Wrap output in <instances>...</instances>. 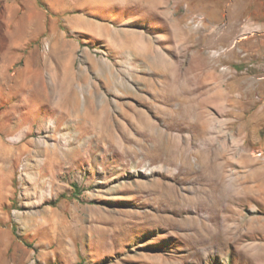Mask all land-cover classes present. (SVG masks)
Returning a JSON list of instances; mask_svg holds the SVG:
<instances>
[{
    "label": "rangeland",
    "instance_id": "obj_1",
    "mask_svg": "<svg viewBox=\"0 0 264 264\" xmlns=\"http://www.w3.org/2000/svg\"><path fill=\"white\" fill-rule=\"evenodd\" d=\"M0 148V264H264V0H0Z\"/></svg>",
    "mask_w": 264,
    "mask_h": 264
},
{
    "label": "bare ground",
    "instance_id": "obj_2",
    "mask_svg": "<svg viewBox=\"0 0 264 264\" xmlns=\"http://www.w3.org/2000/svg\"><path fill=\"white\" fill-rule=\"evenodd\" d=\"M219 56V55H218ZM218 59V57L216 58ZM192 74V73H191ZM176 75V74H175ZM179 75V74H178ZM181 75V74H180ZM189 75V74H188ZM187 75V76H188ZM201 75V74H200ZM194 76V75H193ZM186 77V76H185ZM185 77H182V78H185ZM198 77V76H197ZM187 79V78H186ZM190 79V78H189ZM188 79V80H189ZM196 79V78H195ZM191 81V80H190ZM193 81V80H192ZM191 81V83H192ZM197 81V80H196ZM190 83V82H189ZM115 84V83H114ZM123 84V83H122ZM202 88V87H201ZM48 89V88H47ZM127 89V88H126ZM205 89V88H204ZM202 91V89H201ZM54 92V91H53ZM52 92L50 91H47L44 92V93H41L39 98L42 99V98H45L46 100H49L50 99V96L52 95L51 94ZM66 93V92H65ZM196 93V92H195ZM55 94V92H54ZM175 94V93H174ZM193 94V93H191ZM55 96V95H54ZM54 96H53V99H54ZM58 96V95H57ZM56 96V98H57ZM74 96H71V95H68L66 94V97L65 99L61 102V104L63 105H66V109L65 111L63 112L64 113V116L66 117V120L68 122V127L71 129L73 127H81V128H84V132H87V133H90V132H93V131H96L98 136H102L104 142L106 141H109L111 142L113 140V138L115 137L116 139V136L112 135V124H110V122L108 121V112H107V109L105 107H102V108H99L97 109L96 108V105H95V99L94 97H84L83 99V108H79V103L77 101H74ZM43 99V100H45ZM99 101V100H98ZM101 101V100H100ZM53 102V101H52ZM55 102V101H54ZM58 103V102H57ZM100 103V102H99ZM104 104V103H102ZM107 106V105H106ZM123 106V105H122ZM194 106V105H193ZM178 109V108H177ZM12 117V116H11ZM8 118V117H7ZM58 118V116H57ZM129 118V116H128ZM62 119V118H61ZM111 119V118H110ZM132 119V118H131ZM172 119V118H171ZM58 121V120H57ZM132 121V120H131ZM134 121V120H133ZM132 121V123H133ZM139 122V121H138ZM138 124V123H137ZM139 125L141 126L140 122H139ZM147 126V125H146ZM67 127V128H68ZM179 129H181L179 127ZM127 131V130H126ZM129 131V130H128ZM114 134V132H113ZM143 136V135H142ZM137 137V136H136ZM170 137V136H169ZM90 139V138H89ZM118 139V138H117ZM140 139V138H139ZM171 139V138H169ZM168 139V140H169ZM120 140V138H119ZM174 140V139H173ZM126 141V140H125ZM129 141H131L129 139ZM115 142V141H114ZM132 143V142H131ZM141 143V142H140ZM169 143H170V140H169ZM168 143V144H169ZM120 144H122L123 146V143L120 142ZM133 144V143H132ZM138 145V144H136ZM115 147V146H114ZM139 147V146H138ZM162 147V145H161ZM131 148V147H130ZM168 148H171V147H168ZM181 148V147H180ZM174 149V148H173ZM172 149V150H173ZM128 150V149H127ZM167 150V149H166ZM180 150V149H179ZM124 151H126V149H124ZM168 151V150H167ZM182 151V150H181ZM166 152V151H165ZM191 153V152H190ZM0 155H1V167H4L3 163L6 162V160H10L12 161L13 158H9L8 154L2 150L0 148ZM159 156V155H158ZM181 157V156H180ZM179 157V158H180ZM165 162V161H163ZM163 162H161L163 164ZM181 162V161H180ZM171 163V162H170ZM173 165V164H172ZM171 166V165H170ZM185 167V166H184ZM177 168V167H176ZM179 168V167H178ZM187 168V167H186ZM180 169V168H179ZM178 169V171H179ZM189 169V168H188ZM191 169V167H190ZM181 170V169H180ZM184 172V171H183ZM187 173V172H186ZM190 173V172H189ZM177 176V175H176ZM176 179V178H175ZM174 179V180H175ZM181 179V178H180ZM179 179V180H180ZM194 179V178H193ZM217 179V178H216ZM220 179V178H219ZM196 180V179H195ZM175 182V181H174ZM219 182V181H218ZM205 189V188H204ZM215 189V188H214ZM205 191V190H204ZM199 194V193H198ZM220 194V193H218ZM179 196V195H178ZM175 198V197H174ZM206 198H207V195H206ZM210 198V197H209ZM176 200V199H175ZM175 200L173 202H175ZM177 201V200H176Z\"/></svg>",
    "mask_w": 264,
    "mask_h": 264
}]
</instances>
